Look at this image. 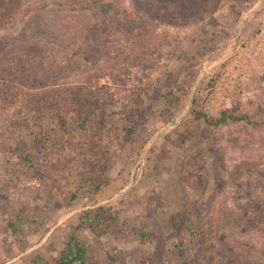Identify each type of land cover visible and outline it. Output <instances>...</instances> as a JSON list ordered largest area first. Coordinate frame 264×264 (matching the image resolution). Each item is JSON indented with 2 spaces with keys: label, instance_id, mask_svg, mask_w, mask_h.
<instances>
[{
  "label": "rangeland",
  "instance_id": "obj_1",
  "mask_svg": "<svg viewBox=\"0 0 264 264\" xmlns=\"http://www.w3.org/2000/svg\"><path fill=\"white\" fill-rule=\"evenodd\" d=\"M96 1L103 4L21 0L0 27V70L22 58L45 85V76L58 84L92 77L101 87L108 132L98 141L109 165L96 177L108 179L97 192L77 189L72 173L32 177L11 152L26 137L25 120L0 104V264L53 262L80 212L97 205L117 211L118 223L98 237L75 228L91 264H205L203 253L213 264L224 257L264 262L231 240L251 230L228 218L264 189V0H221L203 22L165 16L156 24L139 23L150 18L132 0ZM132 19L147 33H124L118 21ZM223 108L262 125L214 128L193 113L217 116ZM77 138L81 151L62 154L70 164L90 146L85 135ZM17 215L34 222L20 225ZM197 224L204 246L187 230Z\"/></svg>",
  "mask_w": 264,
  "mask_h": 264
},
{
  "label": "trees",
  "instance_id": "obj_2",
  "mask_svg": "<svg viewBox=\"0 0 264 264\" xmlns=\"http://www.w3.org/2000/svg\"><path fill=\"white\" fill-rule=\"evenodd\" d=\"M21 0H0V27L7 24L14 15ZM95 3L103 4L102 2ZM93 1L90 2L93 4ZM221 0H132L134 8L141 10L150 19L139 17V23H154L165 21V16L183 18L192 22H203L207 16L215 12ZM171 5L174 11L167 14L165 9ZM61 6V4H60ZM106 4L103 12H107ZM143 17V16H142ZM156 24V23H154ZM124 33L131 35L136 30L147 33L146 27L138 25L134 19L131 23L118 21ZM93 27H95L93 25ZM92 27V28H93ZM90 31H92L90 29ZM126 42L132 37H125ZM126 47V44H124ZM123 45V46H124ZM127 48V47H126ZM2 43L0 41V50ZM115 51H122L120 46ZM26 60L18 58L15 61L4 63L0 70V104L5 107H16L28 127L26 137H17L11 146V152L25 168L26 172L38 180L56 178V174H62L61 178L66 179L67 173L76 177L77 189L83 186L91 192H97L102 186L108 183V179L96 181V177L106 170L107 156L100 148L99 141L107 135L106 115L103 112L107 104L102 97L101 87L93 82L92 77L88 78L90 83L78 82L74 84H58L56 79H50L45 85L42 77L33 72ZM34 84L38 86L35 87ZM139 94V91L136 95ZM170 102V101H169ZM131 107L128 108L129 119ZM194 116L200 118L208 126L219 128L228 123H244L249 126L258 127L262 122L251 120L249 115H234L228 109H220L217 116H210L203 111H193ZM129 133L132 130H128ZM85 135L86 142L89 140V147L79 152L76 162L72 164L62 154L70 149L81 148L78 135ZM94 137L95 139H92ZM81 151V150H80ZM53 154L56 161L52 162L49 156ZM89 167L87 173L84 169ZM91 172L94 175H91ZM72 176V175H71ZM68 179V178H67ZM261 188V187H260ZM255 191L258 190L254 189ZM48 196L52 193L49 191ZM76 193L71 192L70 197L75 198ZM18 224H30L34 220L17 215ZM228 218L236 222L237 228H248L250 233L242 236L231 237L236 244L259 251L264 255V189L261 194H252L246 201L239 205L236 210L231 211ZM76 226L71 227L67 232L66 239L57 253L56 259L49 264H91L89 260V247L87 242L75 234L76 227L86 226L96 237L107 233L118 223V212L111 207L97 205L80 212ZM36 222V221H35ZM12 232L16 231L15 222H8ZM198 228V231L196 230ZM140 239H145V234L133 228ZM192 238H197L203 246L207 237L200 231L197 224L187 229ZM197 232V233H196ZM206 259L205 264H213V257L203 253ZM218 264H264V262L253 261L236 257H224Z\"/></svg>",
  "mask_w": 264,
  "mask_h": 264
}]
</instances>
